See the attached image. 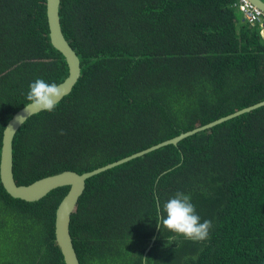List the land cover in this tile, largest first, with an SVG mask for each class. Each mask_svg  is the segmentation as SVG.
I'll use <instances>...</instances> for the list:
<instances>
[{"label": "trees", "instance_id": "1", "mask_svg": "<svg viewBox=\"0 0 264 264\" xmlns=\"http://www.w3.org/2000/svg\"><path fill=\"white\" fill-rule=\"evenodd\" d=\"M237 3L61 0L81 76L14 136L16 181L90 171L264 100V38ZM46 19V0H0V152L29 82L68 74ZM68 189L29 202L0 180V264H65L55 212ZM177 190L211 222L205 240L157 228ZM70 232L80 264H264V106L90 177Z\"/></svg>", "mask_w": 264, "mask_h": 264}, {"label": "water", "instance_id": "2", "mask_svg": "<svg viewBox=\"0 0 264 264\" xmlns=\"http://www.w3.org/2000/svg\"><path fill=\"white\" fill-rule=\"evenodd\" d=\"M250 1L255 6H257V8L264 11V0ZM60 4L61 0H46V20L48 21L49 27V40L52 46L56 50H58L65 58L68 67V74L66 78L62 82L56 84L58 86L59 95L57 97V100L55 101V104L60 102L65 96L70 94L81 76L80 58L76 51L70 45L69 41L66 39L63 32V26L60 19ZM261 106H264V100L241 108L239 109V111L236 110L233 113L222 116L207 124L182 132L177 136L166 139L158 144L152 145L146 149L135 152L129 156L110 162L90 171L78 173L73 170H65L60 173L42 177L29 184H19L16 181L13 172V138L30 116L43 111L40 108L32 106L30 102H28L13 113L4 128L0 152V180L5 190L12 197L29 202L42 199L49 192L58 187H69L67 193L59 202L56 208L55 240L57 245L59 246L65 264H80L71 237L70 223L72 213L76 209L78 200L86 187L87 179L105 170L120 165L123 162H127L133 158L155 150L161 146L167 144H178V142H180L187 136H190L201 130L209 129L232 117L245 112H249ZM147 249H149V247ZM147 249H145V252H147Z\"/></svg>", "mask_w": 264, "mask_h": 264}, {"label": "clouds", "instance_id": "3", "mask_svg": "<svg viewBox=\"0 0 264 264\" xmlns=\"http://www.w3.org/2000/svg\"><path fill=\"white\" fill-rule=\"evenodd\" d=\"M59 95L58 86L41 78L30 81L26 99L32 106L52 111ZM156 226L191 241H203L208 236L211 222L201 221L189 194L177 190L157 208Z\"/></svg>", "mask_w": 264, "mask_h": 264}, {"label": "built area", "instance_id": "4", "mask_svg": "<svg viewBox=\"0 0 264 264\" xmlns=\"http://www.w3.org/2000/svg\"><path fill=\"white\" fill-rule=\"evenodd\" d=\"M237 7L244 19L259 26V32L264 38V11L257 8L250 0H238Z\"/></svg>", "mask_w": 264, "mask_h": 264}]
</instances>
